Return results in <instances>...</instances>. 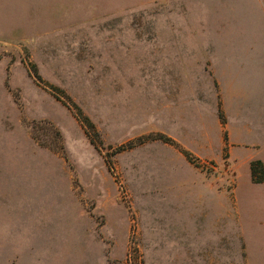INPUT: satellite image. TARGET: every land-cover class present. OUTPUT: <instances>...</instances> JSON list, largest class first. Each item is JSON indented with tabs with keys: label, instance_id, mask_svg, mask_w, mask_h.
<instances>
[{
	"label": "rangeland",
	"instance_id": "1",
	"mask_svg": "<svg viewBox=\"0 0 264 264\" xmlns=\"http://www.w3.org/2000/svg\"><path fill=\"white\" fill-rule=\"evenodd\" d=\"M186 1L0 0V264H38V235L52 231L75 256L90 241L70 235L93 234L107 264L217 263L180 257L177 234L162 252L150 197L132 193L180 170L170 155L214 170L162 129L166 112L178 127L180 77H210L202 52L185 49ZM250 170L264 180L258 160Z\"/></svg>",
	"mask_w": 264,
	"mask_h": 264
},
{
	"label": "crops",
	"instance_id": "2",
	"mask_svg": "<svg viewBox=\"0 0 264 264\" xmlns=\"http://www.w3.org/2000/svg\"><path fill=\"white\" fill-rule=\"evenodd\" d=\"M185 6V31L195 35L187 55L194 49L198 59L201 51L210 77H180L184 88L173 103L179 108L178 127L168 125L166 112L162 129L198 158L213 161L214 170L188 169L182 153L170 155L169 161L183 168L167 176L154 171L147 186L132 193L150 197L148 233L154 242L162 233V252L177 234L182 258L264 264V180L253 181L250 170V162L258 160L264 171V0H187ZM165 98L167 110L171 97ZM160 215L169 218V226L161 227ZM85 236L88 240L70 235L75 244L90 241L86 254L75 256L74 246L63 245L57 233L38 235V264H107L106 244Z\"/></svg>",
	"mask_w": 264,
	"mask_h": 264
}]
</instances>
